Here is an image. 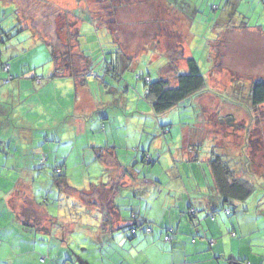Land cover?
Returning a JSON list of instances; mask_svg holds the SVG:
<instances>
[{
    "label": "rangeland",
    "instance_id": "1",
    "mask_svg": "<svg viewBox=\"0 0 264 264\" xmlns=\"http://www.w3.org/2000/svg\"><path fill=\"white\" fill-rule=\"evenodd\" d=\"M55 1L0 0V55L8 60L10 54L18 52L19 55L8 60L9 63L25 64L28 70L22 76L26 87H21L26 99L14 109L13 126L24 128L20 124L16 125L17 115L31 121L32 125H28L31 128H24L25 131L29 130L28 133L33 130L37 134L44 130V124L49 128L56 124L51 134L62 138L63 154L74 147L73 154L71 155L69 150L67 155H71L70 159L75 160L76 151H79L77 159L81 164L75 166V161H69L71 167L65 166L63 169L64 175L71 180L70 187L86 192L90 186L101 185L100 180L106 181L113 172V168L106 162L93 161L91 152L83 150V147L90 143V135L88 137L85 131L78 134L76 143L68 136L71 131L70 124H77L78 120L81 124V120L89 114L86 104L81 103H86L85 96L89 97L86 99L90 101H96L93 105L91 103L94 108H102V104L108 103L106 111L109 115L123 118L121 123L126 126L127 122V130L130 132L134 126L130 118H140L143 123V151L149 149L159 125L170 122L172 129L180 130L179 113H185L181 121L183 124L201 122L202 120L195 116L202 113L197 104L200 95L214 96L212 103L217 102L214 99L217 97L220 101L219 112L224 118V130L234 131L230 129L232 126L226 125L233 121L226 119L227 114L241 118L239 122H242V127L235 132L242 133V143L232 145L227 141L229 136L225 135L222 146L217 148L211 137L212 141H205L204 149L211 145L213 157L220 156L226 161L233 168L235 176L245 175L242 171L246 172L245 166L249 161L248 130L259 121L255 113L263 111L259 110L261 107L264 108V105H259V109L253 107L250 98L252 85L264 81V0H79L88 6L85 10L81 6L80 13L89 11L88 16L95 20H91L92 24H84L77 43L75 36L79 22L75 21L79 19L73 18L77 16V11L67 10L72 0H61L64 8L60 11L66 13L61 14L62 16L58 15ZM166 19H171V23L178 28L174 26L172 29L170 20L164 22ZM95 21L100 27L109 29L112 34H105L103 29L96 28ZM243 27L248 29H241ZM159 36L162 39L156 46V37ZM151 50L154 51L153 54ZM52 54L56 55L55 63L51 62ZM125 58L130 61L128 69L118 72L105 69L112 61L116 63L119 60V64L123 65ZM185 58L196 62L205 80L204 90L192 96L185 104L161 115H154L150 100L145 96L143 80L137 79L136 76H142L143 79L150 76L152 80H157L160 71L161 77L168 78L172 83L176 70L184 66ZM166 60L168 62L165 65L163 62ZM219 66L231 71L235 76L232 81H229L227 76L223 77L222 83H225V87L213 81L217 70L221 69ZM85 67L89 72L85 71L81 75L80 72H83ZM49 70L51 74L56 70L61 74L46 79ZM70 71L74 73L73 76L67 74ZM14 76L21 78L18 73ZM34 77L40 78V84H33ZM72 80L76 83L69 85ZM42 83L46 85L45 88L41 86ZM77 96L78 102L80 101L77 105L79 110L74 108L71 111V105ZM99 108L93 111L95 115L102 112ZM61 114V118L57 120ZM210 122L212 124L208 127L216 129L215 121ZM102 128L103 126L101 130ZM149 135L153 138L149 139ZM159 138L162 139L160 136ZM130 140L134 142L133 139ZM100 158L107 159V155L102 153ZM139 164L142 165V170L139 169V172L143 173L141 176H144L148 169H153V166H144L141 162ZM2 170L3 168H0V171ZM45 171L46 191L39 195L38 204L42 209H60L63 213L67 212L66 209L70 210L68 203L71 201H64L61 208L54 203L53 197L59 183L54 182L52 168L47 167ZM127 172L132 174L129 170ZM96 192L106 194L103 189ZM46 199L48 204L41 205L42 200ZM228 208L234 212L237 204L233 203ZM236 214L233 213L229 219H233ZM215 215H226L225 210L219 209ZM8 216L0 203V230H4L2 235H7L9 239L8 242L2 240L0 244V264H62L55 261V257L63 258L62 253L68 256L72 252H77L79 257L89 264H143V257L154 259L158 253L157 246L145 245V242L140 247L137 246L141 242L137 241L138 239L149 237L143 231L133 239L129 231L114 232L116 244H106L102 249L100 243L99 246L94 241L95 245L91 243L92 234L86 231V228L76 227L74 230L63 232L53 223L47 222V231L36 228L16 231L8 228ZM52 219L57 220L54 216ZM90 222L98 223H94L92 219ZM131 242L133 244H130ZM160 244L164 245L163 242ZM133 249L140 252L131 255L129 252Z\"/></svg>",
    "mask_w": 264,
    "mask_h": 264
},
{
    "label": "crops",
    "instance_id": "2",
    "mask_svg": "<svg viewBox=\"0 0 264 264\" xmlns=\"http://www.w3.org/2000/svg\"><path fill=\"white\" fill-rule=\"evenodd\" d=\"M12 1L16 2L17 0ZM85 4L84 1L72 0L71 5H68L67 8V10L76 9L77 11V16L73 18L79 19L74 20L79 22L78 33L85 23L92 24L91 20H95L88 16V10L87 13H80L81 6H83V8L81 7L83 10L87 9L88 6ZM54 6L59 11L58 15L66 14L60 11L64 8L61 0H56ZM168 20L171 23V19H166L164 22H168ZM95 24V27L103 29L105 34H112L104 26L100 27L98 22ZM171 26L172 29L174 26L177 27L175 24ZM241 29L247 30L248 27ZM163 32L165 33V30ZM160 39H162L161 36L156 37V46ZM153 52L151 50V54ZM18 55V52L12 53L8 60ZM8 60L0 55V63L9 66L8 72L2 71L0 67V168H3L0 171V203L10 218L7 223L8 228L16 231H26L31 228L46 230L47 222L53 223L63 232L68 229L74 230L76 227H83L88 229L86 231L91 232V243L94 244V241L97 246L100 243V247L103 249L106 244L108 246L113 245V243L116 244L114 232L128 231L131 225L145 222L146 224H141L144 225L142 227L149 226L152 231L146 239H138L137 241L141 242L137 246L140 247L145 242V245L157 246L158 253L154 259L142 255L143 264H264L263 107L259 109L260 106H257L259 110L263 111L255 113L259 121L250 126L248 130L249 161L245 166L246 172L242 171L245 175L242 177L235 176L250 184L252 192L246 200L236 203L237 208L230 215L217 217L215 215L217 211L223 209L226 212L228 206L218 192L215 176L212 173V146L204 149V144H206L205 141H212L210 139L212 137L215 147L219 148L222 146L224 136L228 135L229 140L227 141L232 145H238L242 143L243 137L242 133L235 132L242 127V122H239L241 118L238 116L227 114L226 119L229 118L234 122L226 125L232 126L230 129H234V131L227 132L224 130L222 125L224 118L219 112L220 101L217 97L214 98L217 102L212 103L214 96L200 95L197 104L202 113L195 114V116L198 120H202L201 122L183 124L181 121H183L182 118L185 113H179L178 115L181 116L178 120V125H181L180 130L179 128L172 129L170 122L159 125V130L156 129L154 132V138L149 135V139L153 138L152 143L149 144V149L143 151V123L140 118H130L134 124L133 130L130 132L127 130V122L126 126L121 123L123 118L109 115L106 111L108 103L102 104L104 105L102 108H94L92 105L96 101H90L85 96L86 103L82 101L81 103L86 104V110L89 111V114L81 120V124L79 120L77 124H70L71 131L68 136L72 138L73 143H76L78 134L85 131L88 137L90 135V143L84 146L83 150L91 152L93 161L106 162L110 168H113V172L106 178V181L100 180L101 185L90 186L86 192L83 189L77 191L69 186L71 180L69 181L64 175L63 169L65 166L71 167L69 161H75L73 163L75 166L81 164L78 160L79 151H76L75 160L70 159L74 147L69 149L71 155H67L69 150L63 154L62 138H57V135L51 134L56 124L53 128L44 124V130L37 134L33 130L28 133L29 130L25 131L24 128H31L28 126L31 121H26L24 116L17 115L16 125L20 124L24 128L13 126L14 109L23 104L26 99L23 97L24 90H21V87H26L22 76L28 70H26L27 65H19L15 62L11 64ZM124 62L121 65L117 60L116 63L112 61V64L117 66V71H120L129 68L128 63L130 61L128 62L125 58ZM167 62L168 60L163 63L166 65ZM184 63L185 67L181 66L176 70L172 83L169 82L168 78L161 77L160 71L158 72V79L168 81L172 87H175L179 72L184 74L187 72L185 60ZM219 68L221 69L217 70L218 73L213 81L220 83L221 87H225V83H222L223 77L227 76L230 78L229 81H232L235 76L232 75L231 71H227L221 66ZM106 69L110 70L111 67H106ZM84 70L89 71L87 68ZM15 73H18L21 78L14 76ZM50 75L51 70L48 71L47 76ZM35 79L37 77L33 78V84H36ZM73 83L76 82H70L69 85ZM41 86L46 87L43 83ZM78 99V96L75 97L71 111L74 108L79 110L77 105L80 101L78 102ZM261 105L263 106L264 103ZM98 108L102 112L95 115L93 111ZM10 110L11 113L9 114ZM61 116L62 114L58 116L57 120ZM124 117L127 116L124 115ZM189 119L191 120V118ZM211 120L215 121L216 129L208 127L212 124ZM55 123H57L56 120ZM130 139H133L134 142ZM102 153L107 155V159L100 158ZM147 157L150 158V162L146 161ZM140 162L144 166H153V169H148L145 175L141 176L143 173L142 171L139 172V169L142 168ZM47 167L62 170L63 184H59L58 190L54 193L53 201L60 208L64 205V201L65 203L71 201L68 203L70 210L66 209L67 212L63 213L57 208L55 211L42 209V206L38 204L39 195L46 191L47 183L44 177ZM128 170L132 176L128 174ZM101 189L106 194L96 192ZM104 202L106 206L103 205ZM43 204L47 205L48 200H42L41 205ZM238 204L240 205L238 206ZM189 208L197 211L192 220L186 216ZM233 213L237 214L233 219H229ZM52 216L57 220L52 219ZM213 216L215 220L211 221ZM91 219L94 220V223H98L92 224ZM141 228H137L136 236L140 231H143ZM168 230L172 231L173 241L171 243H165L163 240ZM2 231L4 230H0V244L2 240L9 241L7 235H2ZM136 236H131V239ZM206 239H213L214 246L209 247ZM160 242H163L164 245H161ZM139 252V250L133 249L129 253L135 255ZM61 255L63 258L55 257V261H60L62 264H89L85 259L80 258L77 252H72L68 256L63 253ZM61 255L59 254V256ZM151 260L152 262L149 263Z\"/></svg>",
    "mask_w": 264,
    "mask_h": 264
},
{
    "label": "trees",
    "instance_id": "3",
    "mask_svg": "<svg viewBox=\"0 0 264 264\" xmlns=\"http://www.w3.org/2000/svg\"><path fill=\"white\" fill-rule=\"evenodd\" d=\"M75 37H76V43H77V38L79 37V33L77 30H76ZM52 55L53 56H52L51 62L55 63L56 55L55 54H52ZM185 62L187 65V72L185 74L177 75L175 87H172L168 81H165L162 79L153 81L150 78V76L145 77V78H149V81H150L148 83L143 81L144 89H145V96L150 100L151 110L154 115H161L163 113H166L170 111L171 109L175 108L176 106L184 103L187 99L191 98L192 96L204 90L205 80L196 62L191 58H187ZM4 65L6 64L0 63V67L2 71H3ZM110 66L112 69L111 71H114V70L117 71V66H115L112 63L110 64ZM85 71L89 72L87 70H84L83 72H80L81 75L82 73H85ZM60 74L61 73H58L56 70L55 72L53 71V73L49 77L47 76L46 78L50 79L53 77H57ZM67 74L68 75L70 74L71 76H73L72 74L74 73L70 71ZM136 78L139 80H143L142 76H136ZM40 81L41 80L38 78L35 79V83L40 84ZM250 98H251V104L253 107H257L264 103V81L255 82L252 85L250 89ZM211 164H213L212 173L215 176L216 187L222 199L224 200L226 206L229 207L233 203L242 202L250 196L252 192V186L248 184L244 179L236 178L233 168L230 167L227 164V162L224 161L220 156L213 157ZM56 170H59V173H56ZM53 173H54V178H55L54 182L62 185L63 184L62 179L64 178V175L62 174V170L55 168L53 169ZM189 210H193L194 214L193 213L189 214L188 212ZM188 211H187L186 216L188 219L192 220L195 217L197 211L192 208H189ZM228 211L231 214L232 210L230 208H228ZM212 218H214V216L211 217V219ZM141 224H146V223L140 222L139 224L138 223L135 225L133 224L128 228V231L130 232L132 237L136 236L137 228H141L142 226H144ZM142 228H143V233L145 234H150L152 231V228L149 226L142 227ZM171 233L172 231L168 230L167 236H169L171 240L170 242L164 241L165 243H171L173 241V237L171 236ZM193 241L194 239L192 240V242Z\"/></svg>",
    "mask_w": 264,
    "mask_h": 264
},
{
    "label": "built area",
    "instance_id": "4",
    "mask_svg": "<svg viewBox=\"0 0 264 264\" xmlns=\"http://www.w3.org/2000/svg\"><path fill=\"white\" fill-rule=\"evenodd\" d=\"M3 71H4V72H8V71H9V66H8V65H4V67H3ZM143 81H145L146 83L150 82V81H149V78H144ZM146 161H147V162H150V158L147 157ZM56 173H59V170H56ZM188 212H189V214H192V213L194 214V211H193V210H189ZM225 214H226V215H230V212H229V211H226ZM211 220L213 221L214 218H212ZM148 232H149V230H148ZM170 240H171V239H170L168 236H166V237L164 238V241H165V242H170ZM206 241H207V243H208V245H209L210 247L213 246V244H214V241H213V240H206ZM63 264H66V263H63Z\"/></svg>",
    "mask_w": 264,
    "mask_h": 264
},
{
    "label": "flooded vegetation",
    "instance_id": "5",
    "mask_svg": "<svg viewBox=\"0 0 264 264\" xmlns=\"http://www.w3.org/2000/svg\"><path fill=\"white\" fill-rule=\"evenodd\" d=\"M102 225H103V224H102ZM166 236H167V234H166ZM166 236H165V237H166ZM165 237H164V238H165ZM168 237H169V236H168ZM164 238H163V240H164Z\"/></svg>",
    "mask_w": 264,
    "mask_h": 264
}]
</instances>
